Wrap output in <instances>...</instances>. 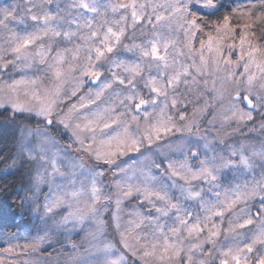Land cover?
Wrapping results in <instances>:
<instances>
[{"label":"snow or ice","instance_id":"obj_1","mask_svg":"<svg viewBox=\"0 0 264 264\" xmlns=\"http://www.w3.org/2000/svg\"><path fill=\"white\" fill-rule=\"evenodd\" d=\"M223 8L0 0V178L36 227L0 264H264V0Z\"/></svg>","mask_w":264,"mask_h":264},{"label":"trees","instance_id":"obj_2","mask_svg":"<svg viewBox=\"0 0 264 264\" xmlns=\"http://www.w3.org/2000/svg\"><path fill=\"white\" fill-rule=\"evenodd\" d=\"M257 0H221L224 8L222 12L233 7L248 5ZM199 46L198 42L197 45ZM3 122V117L0 116V123ZM15 129L5 130L0 126V151L7 153L14 147L13 132ZM26 180V177L21 173L9 176L6 180L0 178V187L8 186V191H0V231L21 233L31 223V219L22 214L19 201L16 199L17 191L21 183ZM23 195V192H20ZM15 200V203L13 201Z\"/></svg>","mask_w":264,"mask_h":264},{"label":"rangeland","instance_id":"obj_3","mask_svg":"<svg viewBox=\"0 0 264 264\" xmlns=\"http://www.w3.org/2000/svg\"><path fill=\"white\" fill-rule=\"evenodd\" d=\"M197 47H199V46H197ZM212 83H213L212 79L209 78V79H208V84H207V87H208L209 90L212 88ZM189 111H191V109H190ZM226 138H227V137H226ZM235 140H236V142L238 143L239 140H240V138H239V137H236ZM254 176H255L256 178H259V176H260V169H259V168H257L256 171H255L254 173L240 174V175H239L238 177H236V178H234L231 174H229V175L226 176V178H225V180L223 181V183H224L225 186H227L229 183H231V184L234 185L237 181H238L239 183H243L244 180H245V178L251 180ZM36 223L38 224V221H37ZM226 223H227V222L225 221V224H226ZM35 232H36V227L33 226V221L31 220V223H30V224L24 229L23 232H21V233H19V234L23 237V236L29 235L30 233L34 235ZM83 238H84V233H80L79 235L73 234V237H72V239H73L74 242H76V243H80L81 240H82ZM221 239L223 240V237H222ZM61 240L64 241L65 246H68V244H67V238H65V237H61ZM21 243H23V240H21ZM56 247L59 249V248H60V245L57 244ZM70 250H71V249H70V247H69V251H70ZM50 251H51V249H49V252H50ZM81 251H83V249H81ZM41 255H42V257H47L48 253H42ZM64 255H67V253H65Z\"/></svg>","mask_w":264,"mask_h":264}]
</instances>
